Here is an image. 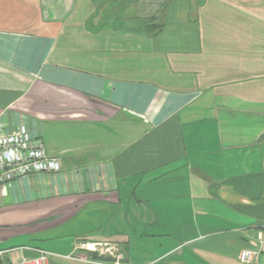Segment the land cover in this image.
<instances>
[{
	"label": "crops",
	"instance_id": "obj_1",
	"mask_svg": "<svg viewBox=\"0 0 264 264\" xmlns=\"http://www.w3.org/2000/svg\"><path fill=\"white\" fill-rule=\"evenodd\" d=\"M1 1L0 128L61 161L5 196V264L22 247L115 264L81 243L120 264H244L264 226V0H168L152 29L136 0Z\"/></svg>",
	"mask_w": 264,
	"mask_h": 264
},
{
	"label": "built area",
	"instance_id": "obj_2",
	"mask_svg": "<svg viewBox=\"0 0 264 264\" xmlns=\"http://www.w3.org/2000/svg\"><path fill=\"white\" fill-rule=\"evenodd\" d=\"M60 172L61 161L48 155L40 136H33L24 125L12 130L0 128V208L15 181L28 176L50 175ZM261 232L262 234L258 241L259 250L246 249L242 251L239 258L242 263H252L255 257L264 250V226ZM76 250L97 253L100 257L108 254L110 256L114 255L111 252L112 248L105 249L99 243H81ZM11 251H0V259H3ZM18 251L21 252L19 264H50V259L55 256V254L47 250L31 247H22ZM25 251H31L35 256L28 257L25 255ZM66 258L72 259L73 256H66ZM115 259V264H120L123 257L119 254Z\"/></svg>",
	"mask_w": 264,
	"mask_h": 264
},
{
	"label": "rangeland",
	"instance_id": "obj_3",
	"mask_svg": "<svg viewBox=\"0 0 264 264\" xmlns=\"http://www.w3.org/2000/svg\"><path fill=\"white\" fill-rule=\"evenodd\" d=\"M24 0H17V2H23ZM138 2L137 3H133L134 4V8L133 9H137L139 11V13H142V15L144 16L143 18V23L146 25V28H149L152 29V28H156V26L159 25V20L162 19L161 16H163V5L166 3V1L168 0H136ZM2 4L0 5H3L4 3L1 1ZM139 5V6H138ZM160 7V8H159ZM161 9L160 11V14L161 15H156V19H153L152 17H155L153 16L154 13H156L158 10L157 9ZM0 11H1V15L2 17H4V19H7V16L9 15L8 12H9V9L8 7H0ZM3 12H5V14H2ZM35 13V11H34ZM32 19H38V18H32ZM43 19V18H41ZM4 26V25H3ZM103 249V248H102ZM107 249V247L105 248ZM105 252V251H104ZM114 255H109L110 257H112V259H114L117 255H119L120 252H116V250H112L111 251ZM108 255H104V257H107ZM103 257V256H102ZM1 261H4L3 259H0Z\"/></svg>",
	"mask_w": 264,
	"mask_h": 264
},
{
	"label": "trees",
	"instance_id": "obj_4",
	"mask_svg": "<svg viewBox=\"0 0 264 264\" xmlns=\"http://www.w3.org/2000/svg\"><path fill=\"white\" fill-rule=\"evenodd\" d=\"M91 258L96 261H109L110 259H107L106 257H100L97 253H91ZM0 264H5L4 261L0 260Z\"/></svg>",
	"mask_w": 264,
	"mask_h": 264
}]
</instances>
